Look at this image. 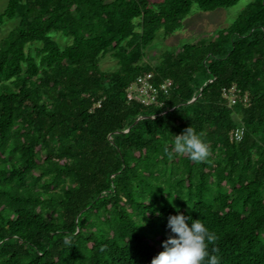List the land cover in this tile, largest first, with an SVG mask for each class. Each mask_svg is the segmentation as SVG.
I'll return each mask as SVG.
<instances>
[{
  "label": "trees",
  "instance_id": "trees-1",
  "mask_svg": "<svg viewBox=\"0 0 264 264\" xmlns=\"http://www.w3.org/2000/svg\"><path fill=\"white\" fill-rule=\"evenodd\" d=\"M239 1L9 0L0 31L19 23L0 43V264H151L177 208L217 234L220 264H264V0L145 60L194 3ZM53 31L72 42L62 48ZM109 53L118 67L103 70ZM150 72L174 82L165 104L129 102ZM190 126L208 144L205 162L167 155Z\"/></svg>",
  "mask_w": 264,
  "mask_h": 264
},
{
  "label": "clouds",
  "instance_id": "clouds-1",
  "mask_svg": "<svg viewBox=\"0 0 264 264\" xmlns=\"http://www.w3.org/2000/svg\"><path fill=\"white\" fill-rule=\"evenodd\" d=\"M239 8L232 10L229 22H233ZM168 157H187L196 163L205 162L209 156L208 144L193 127L186 128L176 135L171 150H166ZM170 235L162 241L163 250L155 255L151 264H220V258L211 253L218 252L211 248L217 240V234L199 218L185 216L177 208V214L170 215L167 221ZM65 244H70L65 240Z\"/></svg>",
  "mask_w": 264,
  "mask_h": 264
},
{
  "label": "rangeland",
  "instance_id": "rangeland-1",
  "mask_svg": "<svg viewBox=\"0 0 264 264\" xmlns=\"http://www.w3.org/2000/svg\"><path fill=\"white\" fill-rule=\"evenodd\" d=\"M113 1V0H108ZM149 7L154 8L156 3L162 2L164 0H148ZM9 0H0V13L4 12L7 8ZM250 0H240L237 4L230 7H220L211 11H203L199 6L194 3L192 5L191 11L182 20V25L176 31L171 34L166 35L164 28L160 29L156 34L155 41L147 48V55L145 60L152 64L159 61L160 55L165 51H178L185 44L195 43L202 38H208L212 36L216 31L229 27L233 22H229V18L232 15V10L239 8L235 19L238 15L245 9ZM234 19V20H235ZM19 23V18L7 19L1 27L0 31V43L3 38H5L9 32L17 26ZM59 45L64 48L72 42L71 37L65 36L62 32L53 31L50 33ZM36 45H41L37 42ZM35 45V46H36ZM101 68L103 70H114L118 67L117 60L107 54L101 60ZM144 229L149 233V235L156 239L158 232L157 227L153 223H143ZM156 231V232H154Z\"/></svg>",
  "mask_w": 264,
  "mask_h": 264
},
{
  "label": "built area",
  "instance_id": "built-area-1",
  "mask_svg": "<svg viewBox=\"0 0 264 264\" xmlns=\"http://www.w3.org/2000/svg\"><path fill=\"white\" fill-rule=\"evenodd\" d=\"M174 88V82L170 78L161 81L155 80L154 73H145L139 75L127 89V99L129 102H138L145 106L157 105L163 106L165 104V97H167ZM224 96L229 98V105L237 103L236 88L224 89ZM241 98V97H240ZM246 101V97L242 98ZM245 134L244 125H238L231 133V138L236 141L242 140Z\"/></svg>",
  "mask_w": 264,
  "mask_h": 264
}]
</instances>
